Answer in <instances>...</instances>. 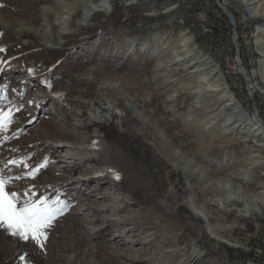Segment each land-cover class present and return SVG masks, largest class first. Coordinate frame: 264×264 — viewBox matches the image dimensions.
<instances>
[{"label": "rangeland", "instance_id": "obj_1", "mask_svg": "<svg viewBox=\"0 0 264 264\" xmlns=\"http://www.w3.org/2000/svg\"><path fill=\"white\" fill-rule=\"evenodd\" d=\"M100 2L104 1L0 0V49H3L0 51V108L5 112L9 108H19V111H13V122L7 130L0 132V168L4 169V176L13 177L31 170L24 163L31 168L46 164L35 179L17 181L13 190L23 193L31 187L29 195L34 199L41 195L51 199L58 196L67 205L49 229L43 249L0 228V264H22L19 257L25 253L31 264H86L85 229L79 222L88 224L87 220L96 231L95 243H113L124 249L150 245L144 242L145 238L138 240L137 236L131 235L134 231L140 232V228H128L130 231L125 232L127 227L120 226L121 223L119 227L106 229V219L94 224L96 213L85 212V206L89 205L85 191L98 183L77 179L85 174L88 179L92 178L91 175H97V170L106 164L87 162L86 167L74 168L68 162L66 167L59 155L66 154L68 149L56 154L50 150V144L54 142L52 135L60 134L61 130L78 134L83 139L101 136L107 146L123 154L124 163L134 170L141 167L145 173L140 176L156 185V199H161L173 185L176 186L178 201L169 204L168 208L172 209L184 232L180 254L189 253L184 247L189 244L190 249L202 253L203 259L210 258L213 264H264V218L256 227H237L232 234L238 241L235 244L215 237L205 218L198 213L200 207L190 203L192 193L187 187L183 166L174 165L176 158L171 162L154 148L152 138L163 127L155 124L157 127L151 130L152 134L147 135L132 118L135 114L137 119L151 118L155 123L162 121L163 126L172 127L180 122L177 120L180 116L185 122L192 119L190 122L204 123L206 127L215 124L219 116L218 126L205 130L202 126L193 127L186 131L187 134L202 137L226 132L227 136L238 137L243 134L228 135L230 129L224 123L238 119L232 116V111L244 104V113L262 123L257 113L260 108L264 116V0L256 4H250L253 0H194L193 5L181 8H178L181 0H111L109 10L93 13L91 5ZM207 8L211 9L208 25L207 19L198 12ZM184 15L192 21L187 23ZM231 16L235 18V24ZM180 36L183 40L190 37L184 48L178 44ZM197 59H204V62L187 67ZM207 60L214 64L219 75L211 68L200 73L191 72L205 67ZM200 75L208 77L202 83L206 89L214 85L224 87L218 92L207 93L208 101L214 102L228 94L231 97H222L225 102L236 104L230 110L216 109L209 115L191 109L192 104L201 105L199 95L191 94L193 88H198L195 85ZM113 86L127 89L120 93L124 99L117 100ZM143 103L148 104V114L141 113ZM83 111L87 114L80 121L88 127L76 130L72 123L78 122L76 117ZM3 137L11 139L4 140ZM252 138L255 142L250 140L249 145L245 143L239 149L254 159L248 165L227 166L219 175L217 179H225L218 182L222 193L215 194L211 204L213 209L223 207L224 198H231L229 202L236 208L235 212L248 207L250 198L239 187L231 185L234 180L246 189H256L255 192L261 195L259 203L264 204V179L258 181L252 176L264 175V167H255L258 161L264 160V154L255 147L259 137ZM60 140L68 144L72 141ZM187 143V140L181 141V145ZM192 150L191 146L185 150L178 146L173 149L199 165H208L209 161L214 162L213 165L220 164L230 155V151L222 150V155L193 159ZM91 154L92 151H88L86 155ZM133 157H137L136 163ZM12 160L17 163H7ZM213 165L211 167L215 169ZM121 171L124 172L120 170L118 175L124 178L125 172ZM234 173L246 174L241 180H230V174ZM211 182L205 180L203 185ZM248 183H254V187H249ZM118 184L122 186L123 182ZM118 195L123 197L120 202L125 204L122 214L130 208L138 213L146 212L143 206L151 208L141 200L145 193L140 189L133 188ZM232 218L228 220L230 223ZM244 223L246 220L242 219L240 224ZM119 232L124 233L119 240L110 242L111 238L106 239L111 233ZM96 256L99 261L104 258L98 250ZM115 256L124 264H151L146 261L134 263L122 254ZM196 260L190 264H199L200 260Z\"/></svg>", "mask_w": 264, "mask_h": 264}, {"label": "bare ground", "instance_id": "obj_2", "mask_svg": "<svg viewBox=\"0 0 264 264\" xmlns=\"http://www.w3.org/2000/svg\"><path fill=\"white\" fill-rule=\"evenodd\" d=\"M102 1L104 2H100L97 5H91L92 6L91 9L93 13L94 11L96 12V10H99V11L104 10V9H106V11L109 10L110 8L109 3H111V0H102ZM258 1L259 0H253V2L250 4H256L258 3ZM128 5H130V3ZM89 11L90 10L88 9V12ZM183 38L184 37L182 36L179 37L178 44L180 47L184 48L190 42L189 41L190 37H187V39L185 40H183ZM145 44L146 43H143V45ZM179 51L181 52L183 50H179ZM206 59L208 58L206 57ZM200 61L204 62V59L194 60L193 62L188 64L187 67L189 68L194 67V65ZM204 64L206 65L205 67H201L200 69H196V70L193 69V71L191 72L200 73L203 69L211 68V71L214 74L219 75L218 70L214 68V64H212L210 60H207ZM262 64L264 65V61L262 62ZM205 79H208V77H205L204 75V77L201 76V78L196 80L197 84L195 86H197L198 88L196 89L193 88V93L191 94L199 95L198 98L200 99L199 101L201 102V105L199 106V105L192 104L191 109H194V111H197L200 114H204V115H209V113L215 111L216 109H220L221 111L230 110L231 106L236 103L234 101L232 102L230 101L229 103L225 102L223 98L224 97L229 98L231 97V95H228V94L222 95L223 98L219 97V99L215 100L214 102H212L210 99H209L210 101H208L207 93L218 92L219 90H222L224 87L221 89L220 87H215L214 85L206 89L202 85ZM121 87L122 89L120 90L116 88L115 86H113V89L116 91V94L118 96L117 97L118 101H120L122 98L123 99L125 98L124 96H121L120 93H125L127 90L123 86ZM130 91L132 92V90ZM146 105L148 106V104ZM146 105L143 106L141 110V113H143V115L148 112V107H146ZM244 111H246V109L242 105L237 106V108L232 111V116L237 117L238 119L234 121H230L231 119H229L226 122V124L224 123V125L230 129L228 135L243 134V136L238 135V137L237 136H227L226 132H223L215 136L206 135L202 137H197L189 133L187 134L186 131H189L188 129L193 128V127L199 128L202 126L204 127V130H205L207 128L208 129L211 128L214 125L218 126L219 121H221L219 119V116H217L218 119L215 122V124L211 123L209 125H206V127L204 123L196 124L195 121L190 122L192 119L188 123V122H185V120L183 121V117L177 116V120L179 119L180 124L178 123V124H173L172 127H167V126L165 127L163 126L162 121L161 122L156 121L155 123L154 121L150 120L151 118L150 119L148 118L140 119L138 117L139 119H137L136 117H134V116H137L134 113H133L134 114L133 116L130 115L132 116V118H134V120L141 127V129H143L144 134H147V135L152 134L151 130H153L157 126L163 127L162 130L156 131L155 137L152 138L153 141L155 142V144L153 143L155 145V146L153 145L154 148L159 153H161L162 156L167 157L170 160H172L171 162H174L173 159L176 158L177 162H174V165L179 166L178 164H181L183 166L184 174L188 180L187 187L192 193V196L190 198V203L194 204V206L196 207L197 206L200 207L201 210L198 211V213L205 218L206 222L209 224V227L211 228L215 237L222 238L223 241L230 243V244H235L238 242L236 239L232 238V234L234 233L237 227L241 226L244 228H247V227L249 228L254 225L256 227L257 222H259V220L264 218V204L259 203L261 199L259 197L261 195L257 194L255 192L256 189L254 188H253L254 190H249L248 188L246 189L245 186L238 185L235 180L232 181L231 185L239 187L242 190V193L246 194L247 198H250L247 204L248 207L239 209V211H236V212L233 211L236 208H234L231 205L232 203L229 202L231 198L223 199V203H224L223 207H219L218 209H213L211 207V204L214 201L215 194L217 192L222 193L221 188H219L218 182H222L225 178H219V179L217 178L219 177L220 174L224 173V170L226 169V167L235 166L239 164L248 165L250 164L251 160L254 159L247 152H244L240 150L239 148L243 144L249 142L250 140H253L255 142L254 138L252 137L258 136L259 137L257 141L258 143L255 145V147H256V150L264 154V143H262V141L264 140V119H263L264 116L263 114H261L259 110V113H257V115H258V118L262 120V123H261L259 122V120H257V118L253 116L249 117L248 116L249 114L244 113ZM220 113L222 114V112ZM86 114H87V111H83L81 114L79 113V116L77 115L76 120L78 122L72 123V126L74 127V129L76 130H81L83 128L86 129L87 125L84 124V122L80 121V118L84 117ZM127 119H129V117ZM155 124H157V126ZM245 136H248V137L250 136V138L245 137ZM58 137L60 139H64V138L71 139L72 141L69 144L62 143ZM52 138L54 139V142H51L52 144H50L51 146L50 148L52 149L50 150L52 151L53 154H56L57 152H59V150L65 151V148L68 149V152L66 154L59 155L60 156L59 160L66 162V165H65L66 167L69 166L67 164L68 162H71L74 168L83 167L86 165L87 162L106 164V166L103 167L100 171L97 170L98 172L97 175L95 174L91 175L92 178L89 177L90 179H88L87 178L88 176L85 174L83 176H78L79 178L77 179L78 181H84V182L88 181L90 183L91 182L98 183V185L94 184L92 187H88V189H86L85 191L86 196H87V201L89 203L87 207L85 206V212L88 211V212L96 213V216H95L96 221L94 224H96L97 221H102L103 219H106L108 221V225L106 224V227H105L106 229H110L112 227H119V224L121 223L122 225L120 226L126 225L125 227H127V228H124L126 230L125 232L130 231V230H127L128 228L130 229L140 228L141 229L140 232L134 231L131 233V235L137 236L138 240L139 239L141 240L143 237L145 238L144 242H147L150 244L149 247H146V248L131 247V248L124 249L122 247L114 245L113 243H110V244L109 243L107 244L105 242L95 243L93 241V236L96 235V231H94L93 226L90 225L89 220H87L88 224L79 222L80 227H84L85 229L84 230L85 236H86L85 237V241H86L85 252L87 255L86 264H124L122 261H119V259H117V257L115 256L117 254L124 255L125 257H127L134 263H137V262L141 263V262L146 261L151 264H190L192 260L197 259L196 261L200 260L199 264H213L210 262V258L207 259L205 257L206 259H203L204 255L202 253H200L197 250L190 249L189 244H185L184 246L185 250H188L189 253L180 254L181 249L179 247L182 245L181 243L184 242L182 238V235H184V232L181 231V227L179 226L176 218L174 217L172 209L170 210L168 208L170 206L169 204L177 203L178 198H179L174 190L176 189L175 185H173V187H171L166 192V194L163 195L161 199H156L157 197V192L155 190L156 185L154 184L152 185L150 182L146 181V178L141 177V176H144V173H145V172L143 173V170H141V167L140 169L135 168L136 170L135 171L132 167L128 165V163H124V160L122 157L123 154L121 155L120 152L117 151L116 149L110 146H107V144L103 142L101 136L92 137L91 135V136H88V139H83L79 137L78 134L67 132L66 130L64 131L61 130L60 134L52 135ZM190 138H194V140H190ZM184 140L188 141L186 146L181 145V141L183 142ZM247 144L249 145V143ZM176 146H178L179 148H182L183 150H185V147L191 146L193 148L192 150L193 159H197L199 157L201 158L205 156L211 157V156H214L215 154L222 155L223 154V152H221L222 150H227V152L230 151V155L224 158L223 159L224 162L220 164L216 163V165H213L215 164L214 162H210V161L208 162L207 159H204L206 162H208V165H199L198 163H196L195 160H187L186 158L181 156V154L183 153L179 154L173 151V149ZM237 150L238 152H236ZM88 151H92L93 155L92 154H91L92 156L86 155ZM79 154L80 155L85 154V156L80 157ZM133 158L136 163L137 157H133ZM212 165L216 166L215 169L211 167ZM256 166L263 168L264 160L258 161V164L255 165V167ZM88 168H90L91 172H94V169H91V167H88ZM120 170H123L125 172L124 173L121 171L122 173H124L125 176L124 178H121L119 176L120 178L116 179V176L119 174ZM249 172L250 171H248V174ZM245 174L244 173H234V174H230L229 178L230 180H233V179L241 180L243 179V176ZM252 176L254 180L261 181L264 179V175L258 176L254 174ZM84 179H88V180H84ZM205 180H212V182L209 185H203ZM121 181L123 182V185L121 184L122 186L118 184ZM248 185L249 187H254L253 186L254 183H248ZM133 188L140 189L141 191L145 193L144 198L141 200H144V202H147L148 204H150L151 208L149 209L148 207L143 206L142 209L146 210V212L143 211L140 213L135 212L133 211V209L130 208V210H128L126 214H122L123 210L125 209V204L120 202V199L123 197L122 196L120 197L119 195L117 196V193L125 192ZM239 198L235 197V199H239ZM126 200L129 201V199H126ZM137 202H139V200ZM258 208L260 210H258ZM117 215L119 216L118 218H116ZM231 216H233V218L230 223L228 220L230 219ZM242 219L246 220V224L245 223L240 224V221ZM119 231H121V228L119 229ZM121 236H124L123 232L111 233L110 236H106V239L111 238L110 242H113V240L115 242L119 240ZM123 243H127V242H122V244ZM171 247H174V248L172 249ZM97 250L101 251L104 256V258L101 259V261H99L96 256ZM206 252H209V251H206ZM104 259H106V262H104Z\"/></svg>", "mask_w": 264, "mask_h": 264}, {"label": "snow or ice", "instance_id": "obj_3", "mask_svg": "<svg viewBox=\"0 0 264 264\" xmlns=\"http://www.w3.org/2000/svg\"><path fill=\"white\" fill-rule=\"evenodd\" d=\"M0 51H3V49H0ZM4 99H7V97H4ZM14 110L19 111V108H9L7 112L0 108V132L6 131L8 125L13 122L12 114ZM3 139L7 140L11 137H3ZM7 163L15 164L17 161L12 160ZM7 163L5 167H7ZM24 166L31 170L13 177L4 176V169L0 168V228L11 236L25 242L31 241L37 247L43 249L48 239L49 229L65 211L67 205L58 196L51 199L41 195L39 198L34 199L32 195H29L31 187L23 193L13 190L17 181L35 179L37 174L47 165L38 164L36 167L31 168L30 165L24 163ZM119 178V175H117L116 179ZM19 259L22 264H31L28 253L21 255Z\"/></svg>", "mask_w": 264, "mask_h": 264}, {"label": "built area", "instance_id": "obj_4", "mask_svg": "<svg viewBox=\"0 0 264 264\" xmlns=\"http://www.w3.org/2000/svg\"><path fill=\"white\" fill-rule=\"evenodd\" d=\"M193 2H194V0H181V6H178V8L180 7H184V6H187V5H193ZM222 3H224V2H222ZM204 10H206V9H204ZM199 15L200 16H202V17H204V18H206L207 19V21H206V25H208V21H209V18H210V12H211V9L210 8H207V10L206 11H203V10H200L199 9ZM203 12H205V13H203Z\"/></svg>", "mask_w": 264, "mask_h": 264}, {"label": "trees", "instance_id": "obj_5", "mask_svg": "<svg viewBox=\"0 0 264 264\" xmlns=\"http://www.w3.org/2000/svg\"><path fill=\"white\" fill-rule=\"evenodd\" d=\"M184 18H185V20H186V22L188 23H190V21H192L190 18H188V17H186L185 15L183 16ZM259 20V19H258ZM241 45H243L242 43H241ZM243 54V53H242ZM243 106H245L244 104H243ZM246 107H248V106H246ZM249 108V107H248ZM259 110H260V108H259ZM260 112H261V114H262V111L260 110ZM263 119H264V117H263Z\"/></svg>", "mask_w": 264, "mask_h": 264}, {"label": "water", "instance_id": "obj_6", "mask_svg": "<svg viewBox=\"0 0 264 264\" xmlns=\"http://www.w3.org/2000/svg\"><path fill=\"white\" fill-rule=\"evenodd\" d=\"M231 19L233 20L234 24H235V18L231 16Z\"/></svg>", "mask_w": 264, "mask_h": 264}]
</instances>
